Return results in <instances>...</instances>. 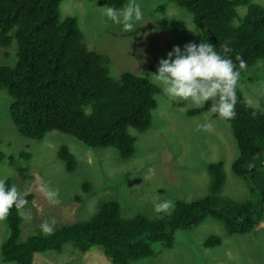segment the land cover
<instances>
[{
	"label": "trees",
	"instance_id": "obj_1",
	"mask_svg": "<svg viewBox=\"0 0 264 264\" xmlns=\"http://www.w3.org/2000/svg\"><path fill=\"white\" fill-rule=\"evenodd\" d=\"M61 1L0 0V47L14 42L17 49L15 65L0 66V89L11 98V121L21 136L31 140L39 141L56 131L88 148H114L120 158L127 159L134 154L135 141L129 129L141 133L150 127L156 108L154 96L162 93L146 73H123L118 81L112 80L106 60L83 43L76 19L60 17ZM125 1L102 0L106 7L115 8H121ZM169 1L191 15L200 37L217 52L224 55L221 45L231 48L226 55L239 76L264 59V8L253 0ZM238 7H246L240 19ZM237 56L245 62L243 69ZM208 110L211 107L205 104L187 115ZM234 110L235 117L226 122L237 147L231 172L247 182L254 202L238 203L219 196L224 172L221 162H215L207 167L206 195L192 202L176 201L170 214L154 220L139 215L123 218L117 203L109 201L87 222L19 242L21 217L19 210L12 208L4 219L8 236L0 246L2 262L33 264L35 254L59 253L70 243L79 253L98 247L111 264H130L151 257L153 244L172 248L176 231L192 230L206 218L220 222L228 235H245L260 228L264 225V172L250 164L258 157L264 160V102L260 111L252 109L236 88ZM214 117L219 116L214 112ZM26 157L28 154H21V158ZM57 158L67 172L73 171L74 157L66 147L58 149ZM3 159L0 154V162ZM218 244L219 239L211 236L204 246Z\"/></svg>",
	"mask_w": 264,
	"mask_h": 264
},
{
	"label": "rangeland",
	"instance_id": "obj_2",
	"mask_svg": "<svg viewBox=\"0 0 264 264\" xmlns=\"http://www.w3.org/2000/svg\"><path fill=\"white\" fill-rule=\"evenodd\" d=\"M143 13L130 32H122L102 15V0H62L60 17L76 19L83 43L90 51L106 60L109 77L118 81L120 75H152L158 61L165 58L173 46L205 42L186 11L169 0H134ZM126 0L124 5H127ZM264 8V0H253ZM121 7V8H122ZM163 8V11L160 10ZM246 7H238V19ZM237 19V20H238ZM235 20V24L238 21ZM16 44L0 47V66L13 67L16 63ZM237 89L245 103L261 110L264 102V59L256 61L238 78ZM156 108L151 113L150 127L144 132L129 129L134 138V154L122 159L114 148H88L76 139L51 131L39 140L21 136L13 125L9 106L11 98L0 89V180H10L19 192L30 195L19 210L21 217L19 242L41 234V221L54 218L53 232L61 227L91 220L100 206L114 201L120 216H143L154 220L164 212L154 211V205L167 200L192 202L207 194V167L221 162L224 184L219 196L238 203L255 201L249 194L247 182L231 172L237 156L236 142L230 127L214 112L208 110L195 116L187 111L191 103L171 102L163 94L154 96ZM60 147L72 154L75 167L65 170L57 158ZM26 153L28 157L21 158ZM250 166L264 172V160L255 158ZM249 166V167H250ZM58 193L60 204H49L39 191L42 186ZM172 209L170 210L171 213ZM30 215V219L24 216ZM8 236L5 220L0 221V246ZM214 236L219 244L204 246ZM153 255L130 264H264V225L245 235H228L222 224L206 218L192 230L174 233L172 248L159 243L152 245ZM0 264L4 263L1 260ZM33 264H111L98 247L79 253L67 243L57 252L38 253Z\"/></svg>",
	"mask_w": 264,
	"mask_h": 264
},
{
	"label": "clouds",
	"instance_id": "obj_3",
	"mask_svg": "<svg viewBox=\"0 0 264 264\" xmlns=\"http://www.w3.org/2000/svg\"><path fill=\"white\" fill-rule=\"evenodd\" d=\"M102 15L122 32L132 31L143 19V13L134 0H129L122 8L104 7ZM220 47L224 55L207 42H189L182 48L173 46L165 58L158 61L156 72L151 75L169 101L191 103L194 107L209 104L211 110L227 122L236 115L234 108L239 71L226 55L232 51L231 48L226 44ZM236 59L239 60V68L243 69L245 62L238 56ZM39 191L49 204H60L56 190L45 185ZM25 195L18 191L15 184L7 186L0 180V221L7 218L12 208L20 210L26 205ZM173 207L172 202L163 200L154 205V211L170 214ZM30 218V215L24 216V219ZM55 223L54 218L41 221V234L51 235Z\"/></svg>",
	"mask_w": 264,
	"mask_h": 264
}]
</instances>
